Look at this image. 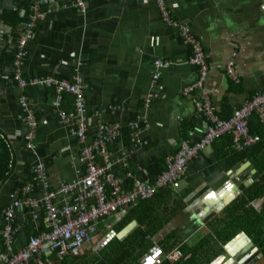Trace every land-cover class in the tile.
Wrapping results in <instances>:
<instances>
[{"label":"crops","instance_id":"1","mask_svg":"<svg viewBox=\"0 0 264 264\" xmlns=\"http://www.w3.org/2000/svg\"><path fill=\"white\" fill-rule=\"evenodd\" d=\"M87 1L89 7L83 15L73 6V0H34L45 16L38 20L35 37L27 44L22 67L26 79L82 76L87 83L84 92L88 114L80 140L72 120V95L64 93L56 108L53 87L30 85L22 91L10 79L14 69L9 58L13 57L24 22L11 26L3 15L12 12L26 17L33 0H0V137L13 158L12 171L0 185V226L10 194H21L28 168L43 164L51 189L85 172L82 148L93 143L100 123H118L119 132L107 143V150L110 170L122 178L124 190L137 181L154 179L183 140L197 142L205 134L208 120L198 109L200 93H183L185 86L196 80L197 68L189 63L190 50L177 28L162 20L154 1ZM167 5L171 15L186 23L202 44L208 61L203 91L221 119L229 118L254 93L264 90V0H167ZM156 60L170 62L159 70L160 88L152 78ZM22 93L37 120L32 148L24 139L26 127L19 103ZM60 111L68 116L67 121L62 120ZM228 135L199 151L188 162L183 178L163 188L164 194L157 198L153 195L149 204H154L158 217L151 224L141 225L133 216L135 212L147 216L151 208L142 205L136 210L135 203L124 212L104 218L94 242L83 249L60 256L45 246L47 264H90L102 249L95 248L101 238H129L134 247L150 228L157 229L145 235L146 248L142 252L124 248L128 253L118 264H140L154 245L164 250L170 244V250L180 252L182 244L196 245L210 232L207 223L220 212L226 199L231 203L245 183L250 182L249 186L260 176L249 160L234 161L235 149L224 155L229 150ZM42 188V184L34 187L30 196L38 199ZM178 198L184 206L165 220L169 212L164 210V203L170 201V205ZM67 200L69 196H61L56 204L61 206ZM32 211L31 207L17 210L16 220L21 226L15 237L18 249L28 240L29 225L36 233L42 229V211L37 212L35 220ZM162 220L165 222L158 226ZM119 224L123 228L131 224L123 236H117ZM172 232L178 238L174 245L173 240H166ZM64 257L67 262H63ZM186 259L168 264H183Z\"/></svg>","mask_w":264,"mask_h":264},{"label":"built area","instance_id":"2","mask_svg":"<svg viewBox=\"0 0 264 264\" xmlns=\"http://www.w3.org/2000/svg\"><path fill=\"white\" fill-rule=\"evenodd\" d=\"M153 1L162 20L168 26L177 28L183 43L190 50L189 63L197 68L196 80L185 86L183 93L185 95L200 93L198 109L208 120L204 136L193 143L183 140L177 152L166 158L165 168L153 180L137 181L131 189L124 190L122 178L110 170L112 162L107 150V143L119 132L118 123H100L93 143L82 148V158L85 160L84 173L57 189H51L47 182L44 165L40 163L32 170L36 175L38 185H43L41 196L38 199L30 196L34 188L30 183L23 185L20 195L10 194L9 204L2 211L3 247L0 250V264H45L43 258L45 246H49L60 256L83 249L94 242L98 224L104 218L124 212L138 201L152 198L157 189L181 180L186 173L188 162L218 138L227 134L231 135L233 146L237 150H243L259 140L257 134L250 132L249 121L254 114L258 121L264 124V90L254 93L249 100L235 109L229 118L221 119L214 110L208 94L203 91V84L208 74V61L200 40L191 32L186 23L171 15L167 0ZM73 6L84 15L88 10L89 2L73 0ZM44 16L45 12L40 5L33 1L28 20L24 22L17 40V47L13 52L14 72L10 79L16 81L22 91L30 85L53 87V105L56 108L60 107L64 93L72 95L74 107L72 120L76 124V135L82 140L87 127L88 114L84 92L87 83L82 76L76 74L71 79L53 77L26 79L22 73V67L28 54L27 44L35 37L37 22ZM169 64L170 62L166 60L155 62L156 71L152 78L154 85L159 88V70ZM228 69L232 71L231 66ZM19 103L26 127L24 139L27 147L32 148L37 120L24 93L20 96ZM60 115L64 122L68 120V116L62 111ZM61 196H69L70 200L57 206L56 200ZM27 207L33 208L34 220L38 217L37 212L42 211L49 229L37 231L36 235H31L25 245L18 249L15 246V237L20 232L21 226L16 220L17 210ZM110 239V235L101 238L96 242L95 248L98 250L103 248ZM181 257L182 254L178 249L166 253L161 247L154 245L143 255L140 264H161L166 259L174 262Z\"/></svg>","mask_w":264,"mask_h":264},{"label":"trees","instance_id":"3","mask_svg":"<svg viewBox=\"0 0 264 264\" xmlns=\"http://www.w3.org/2000/svg\"><path fill=\"white\" fill-rule=\"evenodd\" d=\"M30 5L32 4L30 3ZM28 16L21 18L16 14H12V12H6L4 13L3 18L5 19V21H8L11 26H14L17 23L26 22L28 20ZM13 60H14V54L13 57L11 56L9 58V62L12 63ZM263 129H264V124H261L255 116L250 119L249 130L252 134H257L259 136V140L255 144L245 147L243 150H237L234 148V146L232 147L233 145L232 138L231 136L228 135L229 150L225 152L224 155H228V152L234 151L233 149H235L237 156H235L234 161L240 162L242 160H249L254 166V168L257 170V172L260 173V176L249 186L246 187L242 186L241 193L236 198H234L231 201V203H229L222 210H220V212L207 223V227L210 230V232L204 238L200 239V242H198L194 246H188L187 244H182L180 246V248L183 251H181L182 257L179 259L181 260L182 258H187L183 262V264H200V263L210 264L215 259H217L221 254H224L226 249L230 247L233 243H235L242 236H247L250 239V241L253 242L254 246L257 247V251L260 253L262 259L261 264H264V142H263L264 130ZM230 157H232V155ZM12 162H13V158L11 157L10 149L7 143L5 142V139L0 137V185L10 175L12 171ZM27 183H30L33 187L38 186V180L36 179V175L33 172V170L30 168L27 169V175L24 184ZM161 194H164L163 188L157 189L155 191L154 198L159 197ZM168 194H170V192ZM152 200L151 198L146 200H140L134 206V208L136 207L135 208L136 210L139 207H142V205L149 206L151 208V211H149V215L147 216L145 215V213L144 215L139 214L137 212L133 213V216L141 225H149L158 217L154 204L152 205L149 204L152 202ZM169 203L170 201L165 202L163 207L165 208L164 210L169 212L165 220H168L170 217L175 216L184 206L181 198L171 200L170 205ZM44 219L45 216L43 213H41V224H42L41 231L49 229ZM165 220L160 221L157 225L161 226V224H163ZM28 227H29L28 238L31 236V234L36 235L38 233V232L37 233L34 232L31 229L32 227L30 225ZM121 228L123 229V226L119 224L118 231H121ZM154 229L156 230L157 228ZM1 230H2V225L0 226V250L3 247V238H2ZM155 230L153 231L150 228L149 230L144 232L142 234L143 237L139 240L140 242H137L136 245H134V247H131L132 242L130 241L129 238H126L123 241H119L116 237H114L101 249L99 255L96 256L90 264H110V262L122 250H124V248H129L130 251H132L133 249H137L140 250V252H142L146 248V243L144 240L145 235H152L155 232ZM166 240L168 242L170 240H173V245L178 243V238L173 232L167 236ZM170 248H172V246L169 244L168 248H165L164 251L166 253L172 251L173 249L170 250ZM66 258L67 257H64L63 262L68 260ZM168 262L169 260L166 259L161 264H168ZM45 264H47L46 260H45Z\"/></svg>","mask_w":264,"mask_h":264},{"label":"water","instance_id":"4","mask_svg":"<svg viewBox=\"0 0 264 264\" xmlns=\"http://www.w3.org/2000/svg\"><path fill=\"white\" fill-rule=\"evenodd\" d=\"M257 175V174H256ZM255 179V176H253V180ZM250 182L245 183L244 185H248ZM237 195V194H236ZM231 199H226V201L224 202V204L221 205V207L219 208V210L217 212H219L221 209H223L229 202ZM131 227V224H129L128 226H126L125 228H123L121 231H119L117 233V236H123ZM247 243V244H245ZM243 245V246H242ZM253 246V249L256 251L257 248L254 247L253 242L250 241V239L247 236H242L241 238H239L235 243H233L230 247H228L225 251L224 254L220 255L217 259H215L213 262H211L210 264H228L226 261L228 260L229 262L233 261V259L235 260L236 258H238L239 256H243L245 254V252L247 250H249L250 247ZM128 253L127 250H122L111 262L110 264H118L119 262H121L122 260L125 259V255ZM226 255L228 256V259L222 263L223 259L226 258ZM247 257H242L241 260L239 261V263H241L242 261H244V259H246ZM203 264V263H200Z\"/></svg>","mask_w":264,"mask_h":264},{"label":"flooded vegetation","instance_id":"5","mask_svg":"<svg viewBox=\"0 0 264 264\" xmlns=\"http://www.w3.org/2000/svg\"><path fill=\"white\" fill-rule=\"evenodd\" d=\"M245 244H247V243H245ZM242 257H247V258L244 259V261H242L241 263H239V261L241 260ZM225 259L226 260L228 259V256L227 255H226V258ZM260 259H261L260 253L257 250L255 251L253 249V246H252V247L249 248V250H247L245 252V254L243 256H239L235 260L233 259V261H231L228 264H255V263L259 262Z\"/></svg>","mask_w":264,"mask_h":264},{"label":"rangeland","instance_id":"6","mask_svg":"<svg viewBox=\"0 0 264 264\" xmlns=\"http://www.w3.org/2000/svg\"><path fill=\"white\" fill-rule=\"evenodd\" d=\"M262 263V259H260V261L259 262H257V263H255V264H261Z\"/></svg>","mask_w":264,"mask_h":264}]
</instances>
